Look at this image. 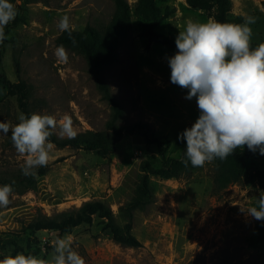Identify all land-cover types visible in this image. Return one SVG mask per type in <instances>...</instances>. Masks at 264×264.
<instances>
[{
	"label": "rangeland",
	"instance_id": "374dc122",
	"mask_svg": "<svg viewBox=\"0 0 264 264\" xmlns=\"http://www.w3.org/2000/svg\"><path fill=\"white\" fill-rule=\"evenodd\" d=\"M127 1L133 9L137 0ZM232 2V16L241 15L244 21L254 18L249 25L251 43L264 42V0ZM168 4L175 13L156 31L173 39L188 20H214L215 9L194 10L186 0H170ZM15 6L19 16L5 29L9 39L0 44V72L13 83L25 81L30 86L32 113L51 114L57 119L68 114L78 134L104 131L110 107L83 56L67 50L68 62L58 60L56 39L62 32L57 23L67 15L74 30L88 25L104 27L113 16L114 0H41L30 4L19 0ZM132 19L130 34L119 49L118 61L105 75L106 82L125 110L122 126L149 124L157 136L174 144L199 116L196 98L185 99L187 90L170 81L168 57L177 50L149 44L140 37L141 21L135 16ZM6 94L0 89V121L15 125L22 112L17 98ZM58 131L54 133L58 139H68L61 138ZM242 150L249 149L245 146ZM180 154V149L170 153L172 157ZM23 160L11 142V133L0 134V180L20 175ZM143 161L157 167L162 163L156 145L146 143L140 133L125 135L109 157L55 146L48 172L38 179L36 188L23 194L14 188L11 204L0 208V240L15 241L24 254L48 258L61 237L54 231L31 237L28 225L43 216L54 218L76 211L89 201L104 202L124 225L121 208L134 195ZM260 173H264V155L257 153L248 160L245 177L223 190L215 186L213 163L179 179L152 176L154 202L136 211L132 221L140 248L114 242L98 218L72 231V246L86 264H264V255L247 245L257 220L243 212L264 191ZM28 240L31 248H27ZM8 252L12 254V249L1 250L0 259Z\"/></svg>",
	"mask_w": 264,
	"mask_h": 264
},
{
	"label": "clouds",
	"instance_id": "9594fccd",
	"mask_svg": "<svg viewBox=\"0 0 264 264\" xmlns=\"http://www.w3.org/2000/svg\"><path fill=\"white\" fill-rule=\"evenodd\" d=\"M18 10L11 0H0V44L9 39L5 29L15 20ZM254 18L244 23L188 20L175 38L176 53L168 57L172 84L187 90L185 99L196 98L199 116L195 123L178 135L186 141L182 163L203 167L216 159L224 160L236 149L247 148L264 155V42L251 47ZM57 27L72 37L73 26L67 15ZM60 62H68L63 45L56 49ZM18 123L0 121V134L11 133V142L23 157L21 172L35 176L46 167L55 148L50 137L58 129L61 138L74 139L77 131L72 117L33 112L20 113ZM14 181L0 186V208L11 204ZM257 221H264V191L255 204L243 211ZM73 237L57 238L48 258L11 252L3 254L0 264H86L72 246Z\"/></svg>",
	"mask_w": 264,
	"mask_h": 264
},
{
	"label": "trees",
	"instance_id": "16d2710c",
	"mask_svg": "<svg viewBox=\"0 0 264 264\" xmlns=\"http://www.w3.org/2000/svg\"><path fill=\"white\" fill-rule=\"evenodd\" d=\"M19 0H11L16 3ZM41 0H25L27 4L37 3ZM170 0H137L134 8L127 0H114L115 10L109 23L104 27L97 28L91 25L83 30H73V40L67 32H62L56 39V45H63L66 50L75 51L86 60L90 75L94 78L96 86L102 95V99L110 107L111 114L104 131L87 130L77 134L74 139H58L53 134L50 139L60 149L70 148L74 150H86L99 152L104 157L111 156L116 145L125 135L140 133L146 143L157 147L161 158V166L157 167L150 161L141 163L142 175L135 188L130 202L121 208L122 215L126 219L124 225H120L113 211L102 201L85 202L79 209L73 212L62 213L54 218L43 216L31 222L27 229L30 236H35L41 231H54L59 237L71 234L72 231L82 225H91L96 218L102 220V229L114 242L129 248H140L141 242L133 235V216L138 210H145L154 202V190L152 187V176H172L177 179L184 174L193 173L202 167H193L189 162L186 167L182 160L186 150V141H176L174 144L164 137L156 135L149 124L138 123L132 126H122L125 110L120 102L113 96L109 84L106 82V73L115 65L119 57V49L128 38L133 24V16L141 21L140 37L145 38L149 44H156L164 48L177 50L175 39L159 33L156 27L169 19L175 9L168 4ZM187 5L198 11H211L215 9L213 19L219 22L244 23L241 15L232 16V0H186ZM19 16V15H18ZM17 20H20L19 17ZM259 44L251 43L255 48ZM0 89L6 91V96L16 97L19 109L25 115L32 112L29 107L30 86L25 81L11 82L4 73L0 72ZM2 100V99H0ZM181 150L179 157H172L171 152ZM252 153L250 150L236 149V151L224 160L216 159L214 182L218 190H223L230 185L240 182L247 173V162ZM49 165L36 170L35 176L20 175L15 178L0 180L1 184H11L21 194L34 190L38 179L45 176ZM264 177V173L259 174ZM248 248L264 255V221H257L253 232L247 239ZM27 248H31V240L27 242ZM7 248L12 249V255L24 250L15 241L0 240V251ZM26 255L28 253H25ZM36 254V253H35ZM34 254V255H35Z\"/></svg>",
	"mask_w": 264,
	"mask_h": 264
},
{
	"label": "water",
	"instance_id": "95a60500",
	"mask_svg": "<svg viewBox=\"0 0 264 264\" xmlns=\"http://www.w3.org/2000/svg\"><path fill=\"white\" fill-rule=\"evenodd\" d=\"M253 152V151H252ZM253 153H259V150H257L256 152H253Z\"/></svg>",
	"mask_w": 264,
	"mask_h": 264
}]
</instances>
